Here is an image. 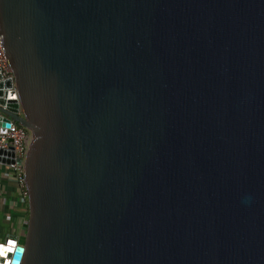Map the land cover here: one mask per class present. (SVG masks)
I'll list each match as a JSON object with an SVG mask.
<instances>
[{
    "label": "water",
    "instance_id": "95a60500",
    "mask_svg": "<svg viewBox=\"0 0 264 264\" xmlns=\"http://www.w3.org/2000/svg\"><path fill=\"white\" fill-rule=\"evenodd\" d=\"M0 48V264H264V0H0Z\"/></svg>",
    "mask_w": 264,
    "mask_h": 264
},
{
    "label": "crops",
    "instance_id": "0c3cea01",
    "mask_svg": "<svg viewBox=\"0 0 264 264\" xmlns=\"http://www.w3.org/2000/svg\"><path fill=\"white\" fill-rule=\"evenodd\" d=\"M28 219V204L8 169L0 166V243L15 235L22 244Z\"/></svg>",
    "mask_w": 264,
    "mask_h": 264
},
{
    "label": "built area",
    "instance_id": "2783aa9c",
    "mask_svg": "<svg viewBox=\"0 0 264 264\" xmlns=\"http://www.w3.org/2000/svg\"><path fill=\"white\" fill-rule=\"evenodd\" d=\"M0 75L3 80L12 79L10 67L1 48H0ZM25 132H26L25 128L13 122H11L10 126L8 128H5L4 131L0 130V150L11 151L13 153V157L10 158L13 160V163L5 164L0 162V166L8 169V171L12 175L14 182L20 189L22 200L27 201L28 192L26 185L22 180L21 165H18L16 163V159L22 160V149L25 138ZM3 158L9 159L8 156H3ZM17 243L21 244L18 242V238H17Z\"/></svg>",
    "mask_w": 264,
    "mask_h": 264
},
{
    "label": "trees",
    "instance_id": "16d2710c",
    "mask_svg": "<svg viewBox=\"0 0 264 264\" xmlns=\"http://www.w3.org/2000/svg\"><path fill=\"white\" fill-rule=\"evenodd\" d=\"M22 242L24 241V240H21Z\"/></svg>",
    "mask_w": 264,
    "mask_h": 264
}]
</instances>
